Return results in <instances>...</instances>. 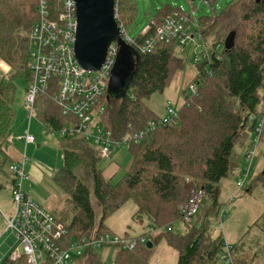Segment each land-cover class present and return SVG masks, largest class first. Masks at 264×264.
Masks as SVG:
<instances>
[{"label": "trees", "instance_id": "trees-1", "mask_svg": "<svg viewBox=\"0 0 264 264\" xmlns=\"http://www.w3.org/2000/svg\"><path fill=\"white\" fill-rule=\"evenodd\" d=\"M37 4L38 0H0V60L11 66L9 78L0 75V173L12 179L13 159L6 151V141L14 130L16 82L23 79L28 87L34 78L27 60L29 33L38 18ZM178 8L163 7L150 29L135 37L131 44L134 70L127 91L122 96H113L108 90L105 96L109 100L104 123L116 139L160 118L147 101L154 93H163L185 66L176 39L159 40L151 52L140 49L156 34L163 18ZM118 12L120 22L127 29V23L137 15L134 3L118 0ZM201 22L207 44H225L227 37L235 32L233 47L224 48L221 60L213 59L197 66L199 72L194 81L200 79V73L208 65L212 75L206 74L202 79L200 95L179 109L176 124L159 126L141 142H130L128 149L133 163L120 180L113 182L105 176L99 166L102 157L83 137L60 138L64 164L57 177L70 193L73 204L72 217L64 223L68 230L65 245L84 236L113 232L106 219L133 200L137 205V219L146 217L156 227H169L180 220L188 223L189 228L186 233L167 230L149 238L151 248L148 242L133 249L115 246L112 264H151V250L161 239L179 251L177 264H219L221 261L226 239L222 235L213 237L210 232L211 218L219 217L222 210L220 182L236 167L235 147L250 143L258 122L264 118V0H232L221 13L217 14L216 10L212 15H203ZM56 90V79H51L50 88L39 93L35 100L36 117L51 132L60 131L74 119L65 115L53 100ZM251 114L256 116L255 120H250ZM78 170L90 171L93 194L101 207L99 219L91 189L80 179ZM258 184L264 187V168L248 190ZM200 191L208 197L209 204L199 217L185 220L182 208ZM251 231L237 244H230L235 264H248L241 253ZM141 235L148 237L150 233ZM259 248L264 258V246ZM85 255V264H104L97 250L89 249ZM3 264L29 263L26 255L13 260L7 254Z\"/></svg>", "mask_w": 264, "mask_h": 264}, {"label": "built area", "instance_id": "built-area-1", "mask_svg": "<svg viewBox=\"0 0 264 264\" xmlns=\"http://www.w3.org/2000/svg\"><path fill=\"white\" fill-rule=\"evenodd\" d=\"M207 4L213 12L216 11L217 0H201ZM38 18L34 22L29 33L28 67L33 73V81L28 84L24 106L28 111L29 123L35 114V100L39 93L50 88V80L56 79L57 90L53 100L62 107L65 115L74 116L64 128L58 131L62 137H83L96 150L99 155L109 157L112 152L121 145L129 146L131 141L141 142L147 134L158 128L176 124L179 121V111L167 107L163 116L157 120H151L144 128L127 135L121 139L114 137L113 131L104 123V114L108 104L105 98L111 81V75L120 51V44L112 41L108 47L104 63L98 70L85 69L76 57L75 42L77 34V4L76 0H38ZM197 10L191 7L186 11L183 6L173 14L164 17L158 25L156 34L149 37L141 46L142 52H151L159 40L169 42L176 39L180 52L190 41L199 42V50L196 52V61L199 64L213 59L221 60L225 45L216 43L210 46L203 40V25ZM115 18L121 29V36L128 44H133L132 37L123 23L119 20L118 0H116ZM151 23H154L152 20ZM151 23L145 27L141 34L147 32ZM4 60H0V75L9 78L11 66H2ZM5 63V62H4ZM212 69L206 66L200 73L198 81H192L183 93L186 97L185 104L190 105L193 98L200 95V85L205 75L211 76ZM203 73L204 77H203ZM170 103V101H168ZM37 118V117H36ZM254 114L250 120H255ZM264 120H260L250 142V148L245 152V165L242 167L237 186L244 188L249 178L250 171L257 154L259 144L263 140ZM52 133L56 134V131ZM23 141L27 144H35L36 136L28 127L19 136L12 135L11 140ZM27 158L23 161L12 162L10 171L13 173L11 181V196L14 203L12 216L6 217V230L15 235L20 242L23 251L10 250L8 256L16 260L22 254L26 255L29 264H81L86 257L85 253L97 248L109 246H122L133 249L140 243H146V236L130 237L121 236L115 232H105L98 236H84L65 245L64 236L68 230L61 220L56 218L48 209L34 200L23 188L26 174ZM205 198L204 192L192 197L182 208L185 220L197 218L201 204ZM221 219L226 217L223 210L220 211ZM170 229V226L168 228ZM225 252L221 256L226 264H235L231 253L232 246L225 241Z\"/></svg>", "mask_w": 264, "mask_h": 264}, {"label": "rangeland", "instance_id": "rangeland-1", "mask_svg": "<svg viewBox=\"0 0 264 264\" xmlns=\"http://www.w3.org/2000/svg\"><path fill=\"white\" fill-rule=\"evenodd\" d=\"M137 11L133 21L127 23V31L132 37H137L145 30V27L152 22L156 14L163 7L183 6L185 10L190 11L191 7L197 10L198 16L212 15V9L201 0H131ZM232 0H217V14L221 13L226 5ZM200 44L202 41L198 40ZM195 41H190L183 52H179L185 60V66L179 70L173 78L171 84L163 93H154L147 101L149 106L160 116H163L167 107L174 109L176 112L185 104L186 97L183 93L184 89L189 86L198 74L197 66L200 65L196 61V52L199 50V44ZM210 48L211 44H208ZM180 51V50H179ZM4 68L7 64L1 62ZM17 90L14 101L16 109L15 123L13 133L7 137L6 151L12 157L13 162H20L27 158L26 174L24 179V190L42 206L48 209L56 218L64 223L70 221L72 217L73 204L70 193L63 186V183L58 180L57 174L63 167V153L59 144V133L56 134L48 131L46 127L34 117L29 123L28 111L24 106L26 96L27 83L23 79L16 82ZM127 91L126 87L118 91L119 96H122ZM113 96L117 92L112 91ZM170 101V103L168 102ZM264 120V118H262ZM36 136L35 144H25L23 141L15 139L11 140L12 135L19 136L27 128ZM37 144H40L38 146ZM250 148V143L247 142L243 146L237 145L233 152V159L240 166L245 165L244 152ZM9 163V162H8ZM7 163V164H8ZM133 163L132 155L126 145H121L116 148L109 157H104L100 161V168L104 170L106 177L111 178L113 182H117L122 178L126 169L130 168ZM9 165V164H8ZM8 165L6 172L8 173ZM264 168V135L263 140L259 144L257 154L254 159L249 178L246 186L239 188L236 180L240 171L233 169L227 177L221 181L220 202L223 212L226 217L221 219V216L212 217V225L210 232L213 237L222 235L228 244L235 245L247 233L245 238L246 244L242 248V255L246 256L248 264H264V258L261 256L259 247L264 246V187L262 185L253 186L251 191L248 188L251 186L254 179L260 174ZM242 168H240L241 170ZM80 179L91 189V199L94 202L97 219L100 217L101 207L98 204L93 194V180L89 170L77 171ZM11 175V173H10ZM10 176L0 173V264H3V259L12 249L20 252L23 248L17 237L10 232H5L6 216H12L14 212V203L11 196V181ZM5 181V182H4ZM209 204L208 197H205L199 213ZM137 205L133 200H129L116 213L106 219L107 226L121 236L128 235L130 237H138L141 234L149 232L146 243L149 238L155 237L161 232H166L169 227H156L148 218L137 219L135 213ZM257 224V225H255ZM254 227V228H253ZM189 228L188 223L177 221L170 225V229L178 233H186ZM97 251L102 254L104 264H112L114 262L117 247L109 246L105 248H97ZM23 255V254H22ZM21 255V256H22ZM255 255V256H254ZM179 251L172 247L166 239H161L157 242L152 250L150 262L151 264H177ZM85 264V258L81 262ZM219 264H226L222 259Z\"/></svg>", "mask_w": 264, "mask_h": 264}, {"label": "water", "instance_id": "water-1", "mask_svg": "<svg viewBox=\"0 0 264 264\" xmlns=\"http://www.w3.org/2000/svg\"><path fill=\"white\" fill-rule=\"evenodd\" d=\"M77 34L76 57L87 70H98L104 63L112 41L120 44L119 56L111 75L109 90L117 92L127 88L134 70V52L131 45L121 36L120 26L115 18L116 0H76ZM235 32L225 40V47L234 45ZM151 248L152 243L148 241Z\"/></svg>", "mask_w": 264, "mask_h": 264}, {"label": "crops", "instance_id": "crops-1", "mask_svg": "<svg viewBox=\"0 0 264 264\" xmlns=\"http://www.w3.org/2000/svg\"><path fill=\"white\" fill-rule=\"evenodd\" d=\"M3 61V60H2ZM5 62V61H4ZM7 65H9L7 62H5ZM160 116V115H159ZM59 138H61L60 136H59ZM59 144H60V139H59ZM38 146H40V144H37ZM244 155H245V152L243 153ZM234 160V159H233ZM234 162H235V160H234ZM236 163V162H235ZM240 168H242V167H240L237 163H236V167H235V169L238 171H241L240 170ZM8 180H10V181H12V177H10V178H8ZM222 181V180H221ZM5 182V181H4ZM236 182H237V180H236ZM221 183V182H220ZM237 184V183H236ZM2 186H3V182H2ZM1 186V187H2ZM220 186H221V184H220ZM6 216V215H5ZM5 232H10V231H7L6 230V226H5ZM114 232V231H113ZM11 233V232H10ZM116 233V232H115ZM12 234V233H11Z\"/></svg>", "mask_w": 264, "mask_h": 264}]
</instances>
